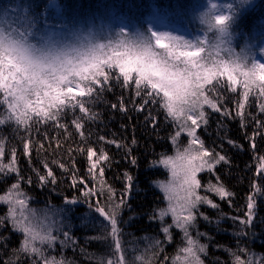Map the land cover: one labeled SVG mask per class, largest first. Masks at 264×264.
<instances>
[{
  "label": "snow or ice",
  "instance_id": "snow-or-ice-1",
  "mask_svg": "<svg viewBox=\"0 0 264 264\" xmlns=\"http://www.w3.org/2000/svg\"><path fill=\"white\" fill-rule=\"evenodd\" d=\"M247 3L238 0L236 5L228 4L225 12L209 0L208 9L199 15L204 33L193 39L151 26L131 32L120 27L105 33L68 24L52 28L45 21L41 28L39 14L31 13L19 0L0 10V180L15 176L0 194V205L6 206L0 214L3 264H79L65 255L69 249L86 264H168L169 260L171 264H205L213 237L200 231L201 219L217 227L229 219L236 226L232 232L235 247L217 245L228 252L230 264H264V253L250 247L258 236L255 225H264V217L258 216V199H264V154L256 152L257 142L264 141V62L256 58L252 44L245 43L240 51L233 44V26ZM259 51L264 54V47ZM116 86L129 95L125 98L122 94L116 103H110L113 111L143 113L145 125L154 132L161 117L174 125L168 139L175 146V155L163 154L151 162V166L163 165L171 173L168 180L151 181L167 202L153 208L149 216L159 223L164 239L151 237L143 247L134 234L125 231L135 216L123 219L125 210L133 211L130 200L137 178L125 171L124 188L119 192L103 179L105 169L114 163L104 145L122 150L123 158L136 166L138 158L133 152L138 141L135 136L130 141L97 136L92 143L85 129L87 122L100 118L95 106ZM211 113L239 119L253 154L256 167L251 191L243 208L237 210H242L243 216L221 213L213 220L200 210L202 206L220 208L209 194L230 205L235 196L216 174L217 166L231 167V156L223 143L217 151L198 134L201 128L207 129ZM70 126L79 136L75 147L69 143ZM4 128L10 129L7 136ZM49 129L56 135L50 136ZM184 134L190 139L181 146L179 138ZM217 136L233 149L244 150L243 144L228 136L223 124L218 125ZM18 153L28 161L32 175L22 174ZM33 154L40 167L32 164ZM77 154L86 159V176L76 167ZM54 168L67 174L70 187L79 195L64 197V206L49 203L43 210L30 207L32 197L24 185L31 186L34 175L40 187L55 186L59 178ZM201 173L211 174L216 183L211 179L202 183ZM93 181L98 187L89 186ZM80 204L87 209L79 218L80 227L91 225L98 232L88 236L83 246L72 223V213ZM173 229L181 232L182 243L169 257L165 248L173 240ZM13 233L21 241L8 248ZM92 241L101 242L104 252L89 251L87 244ZM213 264L225 262L216 259Z\"/></svg>",
  "mask_w": 264,
  "mask_h": 264
},
{
  "label": "trees",
  "instance_id": "trees-1",
  "mask_svg": "<svg viewBox=\"0 0 264 264\" xmlns=\"http://www.w3.org/2000/svg\"><path fill=\"white\" fill-rule=\"evenodd\" d=\"M17 0H0V10H3L9 4L16 3ZM21 6H28L30 12L38 15V23L41 28L45 27V21L48 26L55 28L58 24H68L75 27H86L90 24H102L100 29H107L109 31L118 30L116 21L118 18L126 19L136 29L144 30L147 28L146 19L151 17L155 11L163 14H169L172 21L185 27L194 35L203 34L205 26L200 23L199 15L209 7V2L205 0H19ZM230 3L236 5L238 0H230ZM190 12V13H189ZM192 14L196 19V23L191 27V20L186 21V17H191ZM135 29V30H136ZM133 30V31H135ZM234 30V47L237 51L245 45V43L252 44L256 58L261 55L259 49L262 43V34L264 33V0H248V3L239 10L237 22L233 26ZM125 98L128 97V92L116 86L113 91L105 93L104 102L98 103L95 106V111L100 113V118L94 122H87L85 129L91 134L90 142L95 143L97 136H106L107 138H124L130 141L135 136L138 141L137 147L134 149L133 154L138 158L136 166L130 165L124 159L122 150L117 149L115 146L106 144L105 150L109 156L113 158L114 163L111 168L105 169L104 180L107 185H111L117 192L124 188L123 173L130 172L134 177L135 190L132 193L130 204L133 211L125 210L123 212V219L128 221L130 216H135L130 223L125 226V231L134 234L140 242L141 247L148 244L151 237L159 236L161 240L164 239L160 233V225L158 222L149 218L151 210L155 207L166 206L164 195L162 191L151 183L154 180H168L171 178L170 171L163 165L157 164L155 167L151 166L152 161L159 160L163 154L175 155V146L172 145L168 139L171 132L174 131V125H169L161 117L160 124L155 132L144 123V114L129 111L127 114L120 111H113L110 103H116L117 98L121 95ZM129 107H131L129 105ZM231 107V105H229ZM255 111V108H253ZM79 115V113H77ZM131 117V119H129ZM72 119L69 113L67 120L70 122ZM223 124L228 132V136L234 141L243 144L244 150L239 151L230 147L226 142H223L217 136L218 125ZM124 126V127H122ZM133 126L135 131L133 132ZM68 131L72 133V139L69 143L75 147L79 143V136L73 127H69ZM251 132V128L248 129ZM4 134L7 136L10 132L9 128L3 129ZM198 134L205 141L207 146L216 147L219 151L218 145L223 143V148L229 156H231L232 164L228 166H217L216 174L220 176L221 181L234 193L232 204L226 201H221L214 194H209L210 197L220 205V208L212 209L208 206H202L201 211L207 214L211 219L215 220L220 217V214H227L228 216L240 215L243 216L242 209L245 204V197L250 194L249 184L252 182L253 174L256 165L253 163V154L249 147L248 142L244 139L240 128L239 119L232 120L222 117L218 113H211L209 125L207 129L201 128ZM49 135L55 136L56 133L53 129H49ZM223 136V132L220 133ZM60 138L63 139V134L60 133ZM186 134L182 135L179 140L181 146H186L189 142ZM73 141L75 143H73ZM13 143L17 141L13 140ZM19 146V145H18ZM67 146V145H65ZM63 151V149H61ZM257 154H264V141L257 142ZM19 154V166L23 175H32L30 165L22 153ZM48 158L51 159V155ZM34 158L32 164L40 167L39 160ZM7 158V157H6ZM67 163V157H65ZM252 167H248V165ZM76 167L79 169L80 175L87 174L88 164L85 157L76 155ZM43 171V169H41ZM58 183L55 186L40 187L36 182V177L33 175V184L31 186L24 185L26 190L30 193L32 200L30 207L37 210H43L49 203L64 206V197L78 196L79 193L76 189L70 187V178L67 174L61 173L60 169L54 168ZM200 178L202 183H206L210 179L216 183L214 177L209 173H201ZM91 180V177H88ZM15 180V176H10L0 180V194L11 185ZM259 183L257 179L255 181ZM90 187H98L96 181H93ZM54 189V190H53ZM203 194V193H202ZM103 200V196L100 197ZM6 211V206L0 205V214ZM87 214L85 205L80 204L76 206L75 211L72 213V223L77 227L75 235L81 238V245L86 243L87 237L90 235L98 234L96 230L90 225L88 228L80 227V217ZM258 216L264 217V199H258ZM169 222L170 218H169ZM200 231L209 233L213 240L208 248V258H205V264H213V261L219 259L225 264H230L231 257L228 252L217 247L223 245L225 247H235L236 238L232 235L235 229L232 221L223 219L221 224L217 227L214 224H209L202 219L198 222ZM227 230V231H224ZM255 231L258 236L255 241L250 244L257 253H264V225L256 224ZM181 232L173 229V240L168 243L165 248L166 254L171 257L176 253L178 246L181 245ZM131 240L132 237H127ZM21 237L13 233L10 241H8V248L17 247L20 244ZM208 242V241H204ZM246 243L245 239L242 241ZM88 250L95 253H103L104 247L101 242L92 241L87 244ZM3 247L0 246V251ZM65 255L69 258H75L79 264H86L79 254L74 255V251L69 249ZM7 259V255H5ZM0 264H3L0 261ZM168 264H171L169 260Z\"/></svg>",
  "mask_w": 264,
  "mask_h": 264
},
{
  "label": "rangeland",
  "instance_id": "rangeland-1",
  "mask_svg": "<svg viewBox=\"0 0 264 264\" xmlns=\"http://www.w3.org/2000/svg\"><path fill=\"white\" fill-rule=\"evenodd\" d=\"M205 1L207 3L209 2V0H205ZM213 2L217 3L220 6L221 10L225 12L228 11L227 5L231 4L230 0H213ZM185 20L188 22L191 20V27H193L196 23V19L193 14L191 17H186ZM146 23H147V27L151 26L158 31H173L175 34L185 35L189 39H193L198 35H203V34H198V35L192 34L185 27L175 24L170 18L169 14H163L158 11H155V13L151 17H147ZM116 24H117L118 29L120 27H125L126 30L130 32L136 29L126 19H123L121 17L117 19ZM101 26L102 24L98 23V24H90V25H87L86 27H93L96 30H103L105 33L109 31L107 29H100ZM261 36H262V43H261L260 48L264 47V33L262 34L261 32ZM257 59L260 62H264V54H261L260 56H258Z\"/></svg>",
  "mask_w": 264,
  "mask_h": 264
}]
</instances>
